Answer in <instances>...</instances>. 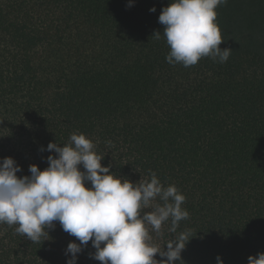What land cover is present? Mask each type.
<instances>
[{
    "label": "trees",
    "instance_id": "trees-1",
    "mask_svg": "<svg viewBox=\"0 0 264 264\" xmlns=\"http://www.w3.org/2000/svg\"><path fill=\"white\" fill-rule=\"evenodd\" d=\"M169 3L0 0V161L30 175L57 155L50 142L83 133L117 177L135 184L155 172L184 195L176 233L170 220L159 236L149 226L161 250L187 230L185 264H247L264 252V0L219 5L231 55L189 67L166 61L158 18ZM16 227L0 224V264H66L79 243L59 222L37 243ZM94 252L89 241L77 264H100Z\"/></svg>",
    "mask_w": 264,
    "mask_h": 264
},
{
    "label": "clouds",
    "instance_id": "clouds-1",
    "mask_svg": "<svg viewBox=\"0 0 264 264\" xmlns=\"http://www.w3.org/2000/svg\"><path fill=\"white\" fill-rule=\"evenodd\" d=\"M228 0H170L158 21L170 52L169 64L195 65L202 57L228 60L232 50L221 49L224 42L216 22V9ZM129 7L132 0H129ZM155 12V7L149 10ZM159 32L154 34L160 39ZM83 133L73 132L63 146L50 142L48 167L29 166L30 175L18 177L21 167L12 157L0 161V224L17 226L15 231L32 243L48 236L59 222L64 232L79 243L70 242L66 264H77V254L91 241L90 257L100 264H185L182 251L189 242V232H180L161 250L154 244L151 231L161 235L162 225L171 221L176 233L189 213L182 208L185 197L175 185L165 187L156 176L133 183L103 166V157ZM42 151L44 149H41ZM82 165L84 171H81ZM90 182V187H86ZM157 198L159 202L157 201ZM151 208V211L144 209ZM166 246V250H165ZM159 254L161 259H156ZM217 264H223L220 256ZM247 264H264V252L249 256Z\"/></svg>",
    "mask_w": 264,
    "mask_h": 264
}]
</instances>
